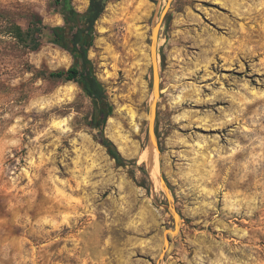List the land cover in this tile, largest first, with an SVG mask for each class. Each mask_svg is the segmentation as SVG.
I'll return each mask as SVG.
<instances>
[{"label": "rangeland", "instance_id": "374dc122", "mask_svg": "<svg viewBox=\"0 0 264 264\" xmlns=\"http://www.w3.org/2000/svg\"><path fill=\"white\" fill-rule=\"evenodd\" d=\"M62 0H0V31L37 15L63 24ZM82 13L88 0H71ZM167 0H104L88 58L111 107L103 134L40 36L0 35V264H264V0H172L157 40V149L151 29ZM155 179V180H154ZM155 184V185H154Z\"/></svg>", "mask_w": 264, "mask_h": 264}, {"label": "trees", "instance_id": "16d2710c", "mask_svg": "<svg viewBox=\"0 0 264 264\" xmlns=\"http://www.w3.org/2000/svg\"><path fill=\"white\" fill-rule=\"evenodd\" d=\"M103 1L91 0L88 8L80 13L73 8L71 0H62L59 8L62 25L46 26L40 17L32 15L26 29L23 30L13 23L11 28L2 29L0 35L17 38L25 48L35 51L41 46L40 36L47 33L49 42L72 56L73 63L67 70L51 71L48 76L72 81L87 95L93 104L88 126L98 130L95 139L105 148L115 164L123 167L128 165L129 161L122 157L114 143L103 134V125L111 114V107L107 103L102 84L94 76L93 65L87 55L93 44L94 23L103 10Z\"/></svg>", "mask_w": 264, "mask_h": 264}, {"label": "water", "instance_id": "95a60500", "mask_svg": "<svg viewBox=\"0 0 264 264\" xmlns=\"http://www.w3.org/2000/svg\"><path fill=\"white\" fill-rule=\"evenodd\" d=\"M172 0H167V4L165 8L163 9L161 16H160V21L152 26L151 29V41H150V51H149V56H150V61H151V71H152V95L153 98L150 102L149 108H148V128H147V135H148V140L151 149H157L158 144H157V137H156V131H155V118H156V100L159 97V75H158V66H157V55H156V50H157V40H158V35H159V29L161 25V21L164 18L168 6L170 5ZM161 188L164 192V195L167 200V210L172 217L174 228L172 230H166L165 231V237H164V242H163V249L162 253L160 254L159 259L153 263V264H158L160 259L163 257L164 252L168 248L169 242H170V236H177L179 233V223H180V217L176 210L173 207V203L171 200V197L169 195V190L168 186L163 178L159 179Z\"/></svg>", "mask_w": 264, "mask_h": 264}, {"label": "flooded vegetation", "instance_id": "af4514ba", "mask_svg": "<svg viewBox=\"0 0 264 264\" xmlns=\"http://www.w3.org/2000/svg\"><path fill=\"white\" fill-rule=\"evenodd\" d=\"M93 1V0H92ZM94 1H103V0H94ZM88 2H89V4H88V6L90 5V2H91V0H88ZM88 8V7H87Z\"/></svg>", "mask_w": 264, "mask_h": 264}, {"label": "bare ground", "instance_id": "6f19581e", "mask_svg": "<svg viewBox=\"0 0 264 264\" xmlns=\"http://www.w3.org/2000/svg\"><path fill=\"white\" fill-rule=\"evenodd\" d=\"M155 180V179H154ZM155 185V184H154Z\"/></svg>", "mask_w": 264, "mask_h": 264}]
</instances>
